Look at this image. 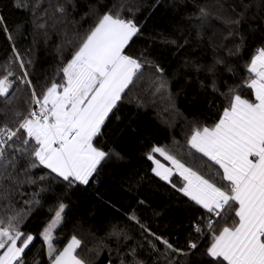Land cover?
<instances>
[{
  "label": "trees",
  "instance_id": "1",
  "mask_svg": "<svg viewBox=\"0 0 264 264\" xmlns=\"http://www.w3.org/2000/svg\"><path fill=\"white\" fill-rule=\"evenodd\" d=\"M49 1L38 0L37 6V0H0V18L4 21L0 24V72L7 65L22 75L20 63L23 62L33 85L27 88L15 81L9 97L0 98V124L6 122L15 127L16 112L26 114L32 107L33 90L42 94L51 83H63L62 67L96 23V16L90 14L92 10L102 14L111 9L140 26V33L125 53L135 57L143 54L160 64L171 81L169 91L174 96L170 101L167 92L154 91L152 81L159 74L146 65L143 75L125 90L118 108L94 138L95 147L119 152L124 158L107 159L88 185L64 188L51 182V189L62 194L66 204L62 222L54 229V246L62 250L75 235L82 241L77 254L85 264H121L122 260L131 264L128 253L133 247L136 258L144 264H226L222 259L212 260L206 252L213 236L224 226V220L210 217L172 184L156 177L147 153L153 146L161 147L188 164L195 162L204 174H209L207 165L211 162L201 165L199 161L206 158L188 147L187 138L197 125L213 127L218 122L224 108L229 106L230 86L243 98L254 100L252 90L244 82L250 76L247 64L256 50L264 46V0H220L224 5L222 10L216 6V0ZM62 3L65 4L63 15L55 10ZM243 4L250 7L239 25L228 24L226 19L213 15L208 22L217 25L215 33L209 32L206 25L196 27L200 24L196 18L200 6L212 5L214 13L235 18L244 12ZM40 24L45 26L39 27ZM4 28L8 29L11 40ZM17 54L21 61L15 59ZM218 59L223 62L216 63ZM213 79L217 85L215 91L211 87ZM179 85H183L182 91ZM26 166L27 161L21 159L15 169L8 168L14 179H0V219L6 223L9 216L19 213L18 227L33 235V242L22 256L23 264H49L42 234L54 218L58 203L52 190L41 191L39 187L46 183L39 176L48 170L36 168L25 173ZM211 175L217 177L215 172ZM28 176L37 183H29ZM172 182L177 187L183 185L176 177ZM217 182L222 183L218 177ZM36 199L39 205L30 203ZM141 200L145 203L141 204ZM133 212L152 232L168 239L175 248L192 254L169 252L166 258L164 246L158 241H154L157 250L152 251L148 247L152 238L128 220ZM209 218L213 221L212 230L206 226ZM197 222L202 227L199 234L190 228ZM120 230L128 238L116 234ZM190 234L198 244L194 251L187 248Z\"/></svg>",
  "mask_w": 264,
  "mask_h": 264
},
{
  "label": "snow or ice",
  "instance_id": "2",
  "mask_svg": "<svg viewBox=\"0 0 264 264\" xmlns=\"http://www.w3.org/2000/svg\"><path fill=\"white\" fill-rule=\"evenodd\" d=\"M216 6L221 10L224 8L220 0H216ZM242 6L244 12L238 13L235 18L214 13L212 5L200 6L196 17L200 24L196 27L200 29L206 25L209 32L215 33L217 25L208 22L213 15L226 19L228 24L239 25L250 7L248 4ZM55 10L63 15L65 4H58ZM232 10L235 11V7ZM90 14L96 16V23L85 33L78 48L62 67L63 83H51L42 94L33 90L31 103L36 107H30L26 114L17 111L13 121L15 127L6 122L0 124V179H14L8 168L15 169L21 159L27 161L25 173L36 168L48 170L39 176L40 181L46 182L39 187L41 191L52 190L58 203L54 218L42 234L49 264H85L77 254L82 241L75 235L62 250H57L53 244L54 229L62 222L66 204L62 194L51 189V182L64 188L88 185L103 162L124 158L119 152H106L95 147L94 138L101 133L110 114L118 108L125 90L143 75L146 65L159 74L152 81L154 91L167 92V98L174 100L169 91L171 81L166 78L165 69L160 64L143 54L135 57L125 53L126 47L140 33V26L111 9L102 14L92 10ZM3 23L0 18V24ZM3 31L11 40L8 29ZM200 34L197 33L198 36ZM228 35H233V32ZM162 38L167 40V37ZM168 42L176 44L175 40ZM13 53H16L15 48ZM230 54H233L231 50ZM15 59L21 61L18 54ZM222 62L216 60V63ZM20 69L22 75H17L9 66H3L0 98L9 97L15 81L33 88L25 63H20ZM247 72L250 76L244 83L252 90L254 100L243 98L235 87L230 86L229 106L224 108L218 122L213 127L201 128L197 125L187 138L188 147L206 158L199 163L207 165L211 162L207 165L209 174H204L195 162L188 164L161 147L153 146L147 153V159L154 165L151 171L156 177L172 184L176 191L210 217L224 220V226L213 236L206 252L212 260L222 259L226 264H264V46L259 47L251 57ZM179 87L182 91L183 85ZM211 87L217 90L215 79ZM156 153L169 161L172 167H165L155 159L153 154ZM174 172L183 181L181 187L171 180ZM211 172H215L222 183H218ZM27 179L29 183H37L32 176ZM30 203L39 205L40 201L36 199ZM19 215L9 216L6 223L0 219V264H23L22 256L34 240L32 234L24 233L18 227ZM128 220L152 238L148 240L152 251L157 250L154 241H158L164 246L163 255L166 258L169 252L185 256L192 254L191 251L175 248L168 239L152 232L135 212L128 215ZM229 220L233 222L229 224ZM206 226L213 229L211 218ZM190 228L195 233L202 232L198 222L191 224ZM116 234H124L128 238L123 230ZM187 248L192 251L198 248L191 234ZM128 255L132 257L131 264H144L136 258L135 247ZM121 264L126 262L122 260Z\"/></svg>",
  "mask_w": 264,
  "mask_h": 264
},
{
  "label": "rangeland",
  "instance_id": "3",
  "mask_svg": "<svg viewBox=\"0 0 264 264\" xmlns=\"http://www.w3.org/2000/svg\"><path fill=\"white\" fill-rule=\"evenodd\" d=\"M52 2H53L52 0L49 1V3H52ZM153 155H154V158L157 159V160H159L160 163H162L163 165H165V167H169V168L172 167V165L170 164V162L167 161V160H165L164 157L160 156L158 153L153 154Z\"/></svg>",
  "mask_w": 264,
  "mask_h": 264
},
{
  "label": "crops",
  "instance_id": "4",
  "mask_svg": "<svg viewBox=\"0 0 264 264\" xmlns=\"http://www.w3.org/2000/svg\"><path fill=\"white\" fill-rule=\"evenodd\" d=\"M152 163V162H151ZM153 167H154V165H153ZM222 171V170H221ZM174 177H176L177 179H181V177L178 175V174H176L175 172H174V174L172 175V177H171V180H172V178H174ZM159 178V177H158ZM182 180V179H181ZM165 182V181H164Z\"/></svg>",
  "mask_w": 264,
  "mask_h": 264
},
{
  "label": "built area",
  "instance_id": "5",
  "mask_svg": "<svg viewBox=\"0 0 264 264\" xmlns=\"http://www.w3.org/2000/svg\"><path fill=\"white\" fill-rule=\"evenodd\" d=\"M32 107H36L35 105H32ZM38 110V109H37Z\"/></svg>",
  "mask_w": 264,
  "mask_h": 264
},
{
  "label": "water",
  "instance_id": "6",
  "mask_svg": "<svg viewBox=\"0 0 264 264\" xmlns=\"http://www.w3.org/2000/svg\"><path fill=\"white\" fill-rule=\"evenodd\" d=\"M11 90V89H10ZM3 99H5V98H3Z\"/></svg>",
  "mask_w": 264,
  "mask_h": 264
}]
</instances>
